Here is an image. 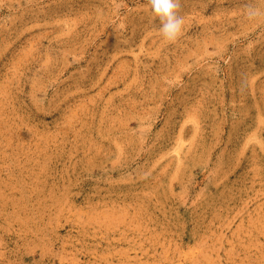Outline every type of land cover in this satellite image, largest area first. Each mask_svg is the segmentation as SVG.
Masks as SVG:
<instances>
[{"label": "rangeland", "instance_id": "374dc122", "mask_svg": "<svg viewBox=\"0 0 264 264\" xmlns=\"http://www.w3.org/2000/svg\"><path fill=\"white\" fill-rule=\"evenodd\" d=\"M180 4L0 0V264H264V0Z\"/></svg>", "mask_w": 264, "mask_h": 264}, {"label": "clouds", "instance_id": "9594fccd", "mask_svg": "<svg viewBox=\"0 0 264 264\" xmlns=\"http://www.w3.org/2000/svg\"><path fill=\"white\" fill-rule=\"evenodd\" d=\"M151 10L160 20V33L168 41H176L183 32L184 17L179 14L180 0H149ZM261 13L253 8L247 12L249 17Z\"/></svg>", "mask_w": 264, "mask_h": 264}]
</instances>
